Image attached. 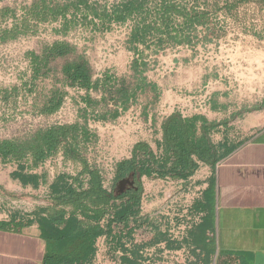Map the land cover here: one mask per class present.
Wrapping results in <instances>:
<instances>
[{
    "label": "crops",
    "instance_id": "obj_1",
    "mask_svg": "<svg viewBox=\"0 0 264 264\" xmlns=\"http://www.w3.org/2000/svg\"><path fill=\"white\" fill-rule=\"evenodd\" d=\"M70 14L76 15L63 12L56 19L65 23ZM91 50L56 37L51 42L32 39L24 73L36 88L49 82L55 90L63 82L64 108L72 91L90 95L102 89V74L89 59ZM136 59L139 65L144 61L141 53ZM77 70L88 84L77 79ZM105 77L107 83L116 79ZM137 77L147 80L141 67ZM114 83L108 91L129 93L130 107H125L133 110L134 93ZM160 91L163 105L156 120L145 117L155 133L134 142V147L149 146L158 161L152 176L140 174L136 217L119 218L133 199L123 202L114 195L119 165L133 158V150L131 158L106 175L90 168L77 175L55 172L48 166L52 155H0V264H264V102L249 109L229 105L238 109L225 116L226 107L213 98L204 108H177L170 90ZM144 92L142 87L136 95ZM140 109L149 112L146 104ZM173 116L192 127L191 142L202 141L216 151L221 158L216 165L192 155L194 172L170 173L176 158L167 149L165 133ZM87 170L100 175L108 202L99 203L92 194ZM155 182L179 186V199L164 197L161 202L160 194L169 190H156Z\"/></svg>",
    "mask_w": 264,
    "mask_h": 264
},
{
    "label": "rangeland",
    "instance_id": "obj_2",
    "mask_svg": "<svg viewBox=\"0 0 264 264\" xmlns=\"http://www.w3.org/2000/svg\"><path fill=\"white\" fill-rule=\"evenodd\" d=\"M130 1L0 0V147L12 144L18 156L52 155L48 166L55 172L90 168L106 175L131 158L136 140L155 133L145 117L156 120L161 89L170 90L177 108H204L213 98L226 107L225 116L238 109L229 105L249 109L264 102V0H140V12L120 15ZM63 12L76 15L57 21ZM55 37L92 48L89 59L102 74L100 92L72 91L64 108L63 82L55 90L49 82L36 88L24 73L31 40ZM140 67L146 81L137 77ZM106 74L116 79L107 83ZM113 81L134 93L133 110L126 109L129 93L108 91ZM142 87L148 93L137 96ZM54 133L68 140L51 151ZM153 185L169 190L161 202L179 199L176 184Z\"/></svg>",
    "mask_w": 264,
    "mask_h": 264
},
{
    "label": "trees",
    "instance_id": "obj_3",
    "mask_svg": "<svg viewBox=\"0 0 264 264\" xmlns=\"http://www.w3.org/2000/svg\"><path fill=\"white\" fill-rule=\"evenodd\" d=\"M140 0H131L128 3H125L123 6V12L120 15L124 17H129L135 14V9L139 10L140 6L137 4ZM140 12V10H139ZM118 16V19H120ZM125 18L122 20L124 21ZM77 79L84 81L85 84L89 83V79L82 75L81 71L77 70ZM56 109V108H55ZM53 109L52 111H55ZM192 127L185 125L183 120L179 116H173L169 125L166 128L165 138L166 146L170 153L176 158V161L171 169V174L179 175V169L188 171L192 173L196 170V164L191 159L192 155L197 156L203 162H211L215 165L221 160L217 157L216 151L206 148L205 144L200 141L199 143H194L190 141ZM67 139L61 133H54L50 136L52 141L51 151L53 148L60 145V143ZM232 152V151H228ZM229 154V153H228ZM0 155L3 156H18V152L12 144H5V146L0 147ZM39 157H45L44 153L39 154ZM158 161L156 156L152 153L149 146L146 144H138L133 149V158L130 161H124L119 165L120 177L125 176L126 174L137 170L139 174L152 176L157 170ZM87 173L90 174L94 189L92 194L97 198L99 203H106L111 198L107 193L103 191L101 177L98 172H90L87 170ZM140 194L133 199V205L123 209L118 213L119 218H124L125 216L136 217L139 213L140 207ZM120 199V198H118Z\"/></svg>",
    "mask_w": 264,
    "mask_h": 264
},
{
    "label": "flooded vegetation",
    "instance_id": "obj_4",
    "mask_svg": "<svg viewBox=\"0 0 264 264\" xmlns=\"http://www.w3.org/2000/svg\"><path fill=\"white\" fill-rule=\"evenodd\" d=\"M123 180L128 182L122 183ZM141 191V177L137 170L120 177V172L116 174L114 184V195L120 198L123 202L125 200L136 198Z\"/></svg>",
    "mask_w": 264,
    "mask_h": 264
},
{
    "label": "water",
    "instance_id": "obj_5",
    "mask_svg": "<svg viewBox=\"0 0 264 264\" xmlns=\"http://www.w3.org/2000/svg\"><path fill=\"white\" fill-rule=\"evenodd\" d=\"M128 182L127 180H123L122 183Z\"/></svg>",
    "mask_w": 264,
    "mask_h": 264
}]
</instances>
